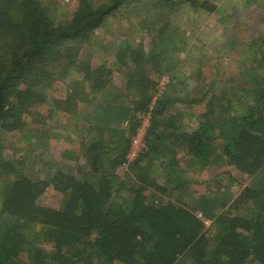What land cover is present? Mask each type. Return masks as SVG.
<instances>
[{"label":"trees","instance_id":"obj_1","mask_svg":"<svg viewBox=\"0 0 264 264\" xmlns=\"http://www.w3.org/2000/svg\"><path fill=\"white\" fill-rule=\"evenodd\" d=\"M51 1L0 0V130H34L54 166L41 177L21 159L2 161L0 264H264V29L214 40L236 67L182 96L173 77L163 82L171 65L154 52L99 43L96 31L126 0H76L60 18ZM150 1L216 9L212 0ZM119 45L116 86L102 54ZM70 127L76 143L61 146L59 129ZM206 169L213 176L199 180ZM48 189L58 205L43 204Z\"/></svg>","mask_w":264,"mask_h":264},{"label":"rangeland","instance_id":"obj_2","mask_svg":"<svg viewBox=\"0 0 264 264\" xmlns=\"http://www.w3.org/2000/svg\"><path fill=\"white\" fill-rule=\"evenodd\" d=\"M126 1L123 7H120L116 14L108 17L105 25L96 31L98 35L102 34L104 37L99 40V43L102 42L103 44V41L109 40L110 42L115 41L114 43L117 45L122 40L131 43L136 48H141L147 56H151L154 52L153 54L158 55L159 60L163 61L162 68L166 70L171 65V69L166 70L165 78L163 77L164 81L163 79L162 81H169V77H173L174 84L180 88L179 91L182 96H187L191 92L199 96L208 88L206 82L210 77L215 76L219 69L236 67L233 58L230 60L221 58L224 53L217 49L218 45L214 43V40L219 39L221 42L222 39H226V35L230 34L233 28L243 30L244 27H248V24L251 29H264V0H212L216 5L213 12L205 10L195 12L190 6L166 10L156 9L157 2L154 6L155 10L152 11L151 9L154 7H152L150 0ZM75 3L76 0H52L50 13L54 12L55 16L60 18L61 13L73 11ZM145 20L149 22L150 27H152L150 31L153 33L143 30L144 25L142 24ZM87 45L89 48L90 44ZM120 45L117 48L108 46L102 54V60L111 64L115 71L116 86L121 84L125 76L116 62L119 60ZM184 48L187 49L184 50ZM93 61V65L100 63L98 58H94ZM197 72L199 74L196 76ZM198 76H202L201 81L198 80ZM181 83L185 84L181 86ZM166 87L164 86L163 90H166ZM55 88H52L55 94L66 91V87L63 86L55 85ZM163 90L161 89L162 92ZM85 91H88V88ZM111 94L109 92L108 95ZM49 105H41L39 112L46 115ZM175 106L180 107L178 103ZM65 119V115L60 118L62 121H66ZM47 121L49 124L57 122L52 117ZM59 131L65 137L63 140L60 138L57 141L61 146L64 142L76 143V131L73 127L59 129ZM34 132L28 127L23 131L21 129L0 130V165L4 159L15 161L21 159V163L26 162L29 172L41 177L46 176L47 170L48 172L54 170L53 159L48 152L42 150L38 145L34 139ZM143 136L144 130L135 136L132 158L138 153L143 143L141 141ZM55 140L57 139L55 138ZM53 146L57 148L59 145ZM124 170L126 168L120 171ZM212 172L214 171L206 169L197 178L199 180L211 178ZM0 176H2L1 170ZM237 178L239 184H247L249 181L247 175H244L243 178ZM42 202L48 206L58 205L61 202V195L52 189H48L42 197Z\"/></svg>","mask_w":264,"mask_h":264}]
</instances>
